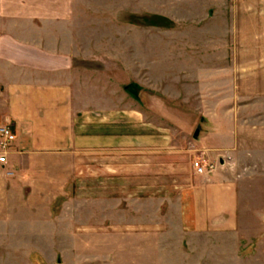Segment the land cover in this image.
<instances>
[{
    "label": "crops",
    "instance_id": "1",
    "mask_svg": "<svg viewBox=\"0 0 264 264\" xmlns=\"http://www.w3.org/2000/svg\"><path fill=\"white\" fill-rule=\"evenodd\" d=\"M114 3L107 1L113 8L105 10L91 0H0V126L10 125L15 134L7 163L0 165V264L20 259V252L6 253L9 242L37 238V194L44 193L37 162L44 157L81 151V206L128 210L130 226L145 217L147 251L148 241L154 242L148 222L155 206L176 233L169 239L184 249L197 237L233 232L242 198L264 176V108H217L226 119H210L207 128L201 118L199 135L180 149L164 120H150L152 111L122 93L119 84L131 81L126 72L137 67L136 60L123 63L111 53L120 43L89 41L82 21L115 20L112 29L121 32V19L132 14ZM237 50L228 44L222 57L210 61L212 82L226 83L233 93L251 77L235 74L246 54ZM262 51L253 62L257 67H264ZM192 159L213 169L198 174ZM92 179L98 191L90 187ZM26 253L33 264L36 253ZM146 258L152 259L148 253Z\"/></svg>",
    "mask_w": 264,
    "mask_h": 264
},
{
    "label": "rangeland",
    "instance_id": "2",
    "mask_svg": "<svg viewBox=\"0 0 264 264\" xmlns=\"http://www.w3.org/2000/svg\"><path fill=\"white\" fill-rule=\"evenodd\" d=\"M93 1L102 9L113 8L107 6L110 0ZM113 1L116 9L132 17L118 20L121 32L112 29L110 23L115 20H82L89 26V41L120 43L111 53L123 63L136 60L132 63L137 67L126 72L131 81L121 82L120 89L139 107L153 112L150 120H164L180 149L195 138L201 118H205L207 128L210 119L219 123L226 119L217 108H264V67L253 64L258 49H264V0ZM228 44L239 53L246 50L235 74L251 75L249 81L236 84L235 93L226 83L216 84L210 77L215 69L210 66L211 58L225 54ZM81 156L82 152L76 151L73 156H47L37 162L42 176L37 185L44 192L37 194V238L9 242L6 253L20 252V259L7 260L31 264L22 253L35 252L30 257L33 264H264V176L252 181L256 192L242 198L240 223L233 232L217 234L211 240L197 237L194 242H184V249L169 239L176 233L167 217H160L164 210L155 206L154 219L148 222L153 225L154 242L148 241L147 251L145 217L130 226L128 210L81 206L85 165ZM94 167L98 169V164ZM112 181L105 180L107 186H113ZM126 182L122 181L124 189ZM97 185L98 180L92 179L94 191H98ZM147 253L152 259L146 258Z\"/></svg>",
    "mask_w": 264,
    "mask_h": 264
},
{
    "label": "built area",
    "instance_id": "3",
    "mask_svg": "<svg viewBox=\"0 0 264 264\" xmlns=\"http://www.w3.org/2000/svg\"><path fill=\"white\" fill-rule=\"evenodd\" d=\"M15 141V134L10 125L0 126V165L4 166L7 163V154ZM193 168L196 173L204 174L213 169L212 164H206L201 159L193 161Z\"/></svg>",
    "mask_w": 264,
    "mask_h": 264
},
{
    "label": "water",
    "instance_id": "4",
    "mask_svg": "<svg viewBox=\"0 0 264 264\" xmlns=\"http://www.w3.org/2000/svg\"><path fill=\"white\" fill-rule=\"evenodd\" d=\"M198 133H199V131L196 130L195 133H194V136L197 137Z\"/></svg>",
    "mask_w": 264,
    "mask_h": 264
}]
</instances>
